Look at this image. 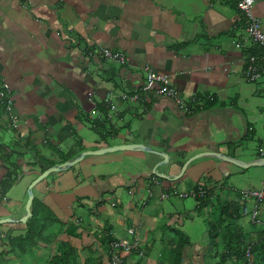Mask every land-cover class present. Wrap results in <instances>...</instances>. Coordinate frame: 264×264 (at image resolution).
I'll return each mask as SVG.
<instances>
[{
	"label": "crops",
	"instance_id": "1",
	"mask_svg": "<svg viewBox=\"0 0 264 264\" xmlns=\"http://www.w3.org/2000/svg\"><path fill=\"white\" fill-rule=\"evenodd\" d=\"M252 11L264 31V0ZM101 47L120 51L125 64L106 59ZM263 53L234 0H0V91L3 83L9 88L0 95V218L14 220L0 223L3 264H35L38 254L27 249L50 245L46 261L60 241L77 250L79 264H109L110 252L121 264H166L160 257L177 229L189 238L182 264H200L213 204L264 188V166L204 156L167 185L154 170L178 174L188 157L211 150L244 161L264 157ZM251 56L255 80L245 74ZM147 70L167 75L186 107L157 95ZM107 94L114 108L105 105ZM130 143L152 151L85 155L29 189L46 168L83 151ZM156 151L168 154L166 163ZM231 189L235 198H221ZM30 190L27 220L34 214L36 230L43 218L51 222L49 231L31 233L36 245L24 246L27 220L19 218ZM201 191L209 196L203 209ZM241 200L244 234L256 241L264 199L259 229L248 215L254 200ZM117 239L128 246L113 249ZM157 239L163 247L151 256Z\"/></svg>",
	"mask_w": 264,
	"mask_h": 264
},
{
	"label": "trees",
	"instance_id": "2",
	"mask_svg": "<svg viewBox=\"0 0 264 264\" xmlns=\"http://www.w3.org/2000/svg\"><path fill=\"white\" fill-rule=\"evenodd\" d=\"M7 187L8 183L4 185V190ZM208 198L209 196L205 194L203 197H198V206L202 209L206 207ZM243 205L244 202L239 197L237 200L218 204L215 207L217 210H212L205 220L206 243L200 264H264V228L256 241H248L240 222ZM33 218L34 214L27 220V233L20 240H34V231L37 235H41L51 222L47 217L43 218L36 230L33 226ZM176 236L177 240H172L170 250L160 257V261L166 264H182L184 247L189 244V238L178 229ZM52 251L45 264H79L77 250L65 241H60Z\"/></svg>",
	"mask_w": 264,
	"mask_h": 264
},
{
	"label": "built area",
	"instance_id": "3",
	"mask_svg": "<svg viewBox=\"0 0 264 264\" xmlns=\"http://www.w3.org/2000/svg\"><path fill=\"white\" fill-rule=\"evenodd\" d=\"M234 1L237 10L239 11L240 15L242 16V19L244 20L245 31L247 33L248 38L253 42H255L256 44L260 45V47L264 50V31L262 29L261 20L257 18L252 11V7L255 0H234ZM243 40H246V38H244ZM242 44H243L242 40L236 42V46H241ZM100 52L108 60L116 61L120 64H125L126 62L124 55L118 50L101 47ZM254 61H255V57L251 56L250 62L245 70L246 77L250 80H255L259 77L258 68L256 67ZM146 82L148 84H152V83L157 84L155 89V93L157 95L171 98L180 109L184 108V106L186 107V103L181 99L177 90L173 86H171L170 79L167 75L147 70ZM3 89H5L6 91L1 90L0 95L2 97L4 96L6 97V94L9 92L8 84L3 83ZM110 95L111 94L106 95V98L104 99V103L108 108H114L110 98L112 95L111 96ZM120 98L122 99L128 98L135 100L137 98V95L122 94L120 95ZM14 120L15 118L12 119L11 124L12 126L16 127ZM200 194L204 195V191H201ZM241 196L243 200L247 198H252L254 200L255 203L254 208L250 211V214L248 215L252 223L259 222L257 220L258 204L261 202V200L264 199V188L243 191ZM246 212L247 209L245 207L244 213ZM130 232H132V230H130ZM119 246L127 247L128 246L127 240L117 239L112 244L113 249ZM109 264H121L119 255L116 253H112V257L110 259Z\"/></svg>",
	"mask_w": 264,
	"mask_h": 264
},
{
	"label": "water",
	"instance_id": "4",
	"mask_svg": "<svg viewBox=\"0 0 264 264\" xmlns=\"http://www.w3.org/2000/svg\"><path fill=\"white\" fill-rule=\"evenodd\" d=\"M124 149H142L145 151H152L150 150L147 146L140 144V143H130V144H116V145H111V146H106L103 148H99V149H95V150H86L81 152V154L71 160H67L64 161L62 163H59L58 165L55 166H51L46 168L43 172H41L34 180L33 182L30 184L29 189H31L33 187L34 184H36L37 182H39L40 180H42L43 178H45L50 172L52 171H57L60 168L63 167H67V166H72L74 164H76L78 161H80L83 156L85 155H89V154H101V153H105V152H109V151H114V150H124ZM155 152V151H154ZM163 159L164 162L166 163L168 160V154L164 153L162 151H156ZM204 156H214L216 158L222 159V160H226L229 162L234 163L237 166H240L242 168H246V167H250V166H264V157H260L257 158L255 160L252 161H244L241 159H238L236 157H232V156H227L225 154H222L220 152H214V151H203L200 153H196L193 154L192 156L188 157L184 162L183 165L181 167V170L179 171L178 175L172 176V175H167V174H160L159 172H155L156 175L160 176L161 178H165L168 180H173V179H177L178 177H180L183 173V171L185 170L186 166L194 159L199 158V157H204ZM33 198L32 195V191H29V195H28V199L25 205V214L19 218V222L25 223L27 218L31 215L30 212V203L31 200ZM14 221L12 218L9 217H4V218H0V223L2 222H12Z\"/></svg>",
	"mask_w": 264,
	"mask_h": 264
},
{
	"label": "rangeland",
	"instance_id": "5",
	"mask_svg": "<svg viewBox=\"0 0 264 264\" xmlns=\"http://www.w3.org/2000/svg\"><path fill=\"white\" fill-rule=\"evenodd\" d=\"M179 174V173H178ZM178 174H175V175H178ZM175 175H172V176H175ZM179 178V177H178ZM178 178L177 179H173V180H168V179H165V178H163V181H165L166 182V185L167 184H175V182H177L178 181ZM178 185H176V187H177ZM179 187V186H178ZM235 196H236V192L234 191V190H230V194H229V196H224V197H221V198H225V197H227V198H235ZM175 200H176V202H178V203H181L182 202V200H184L183 198H180L178 195H174V197H173ZM28 199V198H27ZM221 199H219V203L218 204H221V201H220ZM27 202V201H26ZM216 202V201H215ZM217 203H215V204H213V210L214 211H216L217 209L215 208L217 205H218ZM251 203L249 202V205H250ZM26 205V204H25ZM25 205H24V209H25ZM26 212V211H25ZM261 217H263V214H259L258 215V218H261ZM2 225V224H1ZM49 225V224H48ZM48 225H47V227H45L44 228V232H47V231H49V227H48ZM253 226H255V228H261L262 227V224L261 223H259V222H255V223H253L252 224ZM127 230V232H128V236H129V230L128 229H126ZM200 235L201 234H197V233H195V238H200ZM130 236H131V239H128V241L130 242V243H132L133 241H134V237H133V234H130ZM194 238V239H195ZM174 239L175 240H177V236H174ZM22 242H23V245L25 246L26 244H33V245H36V244H34L35 242H33L32 240H22ZM38 246V245H37ZM50 246V245H49ZM49 246H47V247H42L41 249H39V247H36V248H28L27 249V251H29V250H34V255H36V254H38V257H37V264H44L45 263V258H44V254L43 253H46L47 254V250L46 249H48L49 248ZM144 246V245H143ZM17 247V246H16ZM162 247H163V245H162V242L160 243L159 242V240L157 239V241L155 242V245H154V249L151 251V253H150V255L151 256H156V255H158V251H160V249H162ZM139 248L141 249V250H143V247L141 246L140 247V245H139ZM21 251H23L21 254H23V258L24 259H26V254L27 253H25V250H21ZM38 251H40V252H38ZM38 252V253H37ZM112 253H115V252H111L110 254V256L112 257ZM142 253V252H141ZM29 254V253H28ZM27 254V255H28ZM33 254V253H32ZM45 254V255H46ZM117 254V253H116ZM143 254V253H142ZM48 255V254H47ZM111 257H110V259H111ZM120 257V256H119ZM142 258V257H141ZM121 260V259H120ZM143 260V259H142ZM35 263V264H36ZM0 264H3V260H2V258H0ZM25 264H33V263H25Z\"/></svg>",
	"mask_w": 264,
	"mask_h": 264
}]
</instances>
